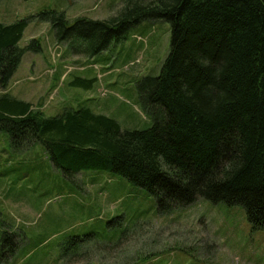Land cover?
Returning a JSON list of instances; mask_svg holds the SVG:
<instances>
[{
    "label": "trees",
    "instance_id": "1",
    "mask_svg": "<svg viewBox=\"0 0 264 264\" xmlns=\"http://www.w3.org/2000/svg\"><path fill=\"white\" fill-rule=\"evenodd\" d=\"M107 18L45 10L56 40L95 56L145 19L171 25L170 52L157 76L138 83L152 115L146 129H123L89 107L47 116L32 102L5 93L33 38L19 45L34 16L0 21V131L16 148L42 143L53 163L118 173L147 189L170 211L199 197L241 204L264 228V0H124ZM76 85L92 81L77 78ZM9 236L3 237L6 243Z\"/></svg>",
    "mask_w": 264,
    "mask_h": 264
},
{
    "label": "rangeland",
    "instance_id": "2",
    "mask_svg": "<svg viewBox=\"0 0 264 264\" xmlns=\"http://www.w3.org/2000/svg\"><path fill=\"white\" fill-rule=\"evenodd\" d=\"M123 3L0 0L4 23L34 16L19 45L36 38L41 46L25 52L5 93L47 116L89 107L123 129L150 127L138 83L157 76L170 52L168 20H142L108 49L87 56L57 41L52 24L37 17L57 10L70 20L103 19ZM77 78L93 83L76 85ZM0 264H264V228L252 225L241 204L205 197L162 212L147 189L120 174L84 168L70 175L42 143L18 149L0 131Z\"/></svg>",
    "mask_w": 264,
    "mask_h": 264
}]
</instances>
